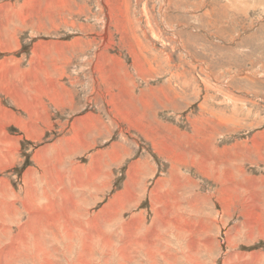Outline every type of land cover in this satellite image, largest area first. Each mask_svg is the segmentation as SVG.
<instances>
[{
    "label": "rangeland",
    "instance_id": "374dc122",
    "mask_svg": "<svg viewBox=\"0 0 264 264\" xmlns=\"http://www.w3.org/2000/svg\"><path fill=\"white\" fill-rule=\"evenodd\" d=\"M0 264H264V0H0Z\"/></svg>",
    "mask_w": 264,
    "mask_h": 264
}]
</instances>
